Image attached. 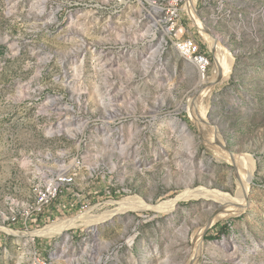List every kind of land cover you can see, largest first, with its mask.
I'll return each mask as SVG.
<instances>
[{
  "label": "rangeland",
  "instance_id": "rangeland-1",
  "mask_svg": "<svg viewBox=\"0 0 264 264\" xmlns=\"http://www.w3.org/2000/svg\"><path fill=\"white\" fill-rule=\"evenodd\" d=\"M192 1L231 61L225 78L191 18ZM191 2L176 37L204 45L212 58L204 72L162 48L137 4L0 0V264H39L41 246L44 257L62 255L57 264H264V0ZM224 154L254 165L247 189ZM79 160L88 179L78 175L73 188L90 199L107 185L127 192L100 194L87 212L17 232L13 213L34 203L38 184ZM198 187L230 199L246 190L247 206L208 222L223 203L194 197L171 211L120 213L95 230L35 235L128 197L157 205Z\"/></svg>",
  "mask_w": 264,
  "mask_h": 264
},
{
  "label": "bare ground",
  "instance_id": "bare-ground-1",
  "mask_svg": "<svg viewBox=\"0 0 264 264\" xmlns=\"http://www.w3.org/2000/svg\"><path fill=\"white\" fill-rule=\"evenodd\" d=\"M168 0H140V1H135L132 2L131 5L137 4L138 8L140 7V9L143 10V4L147 7H155L156 5H164L167 3ZM191 2V1H190ZM189 4V3H188ZM130 5V4H129ZM188 11L191 15L192 20L200 27V29L205 33V35L207 36V39L211 40V42L213 43V47L214 50L217 54H219L220 57V64L224 67L225 69V73L222 74V78L227 77V72H229V67L231 65V61L229 58L225 57V54L223 52H221V47L218 44V42L215 40V38H213L211 36L210 31L204 27V25L202 24V22L200 21L199 17L196 16L195 13V7L193 5V1L191 2V4L188 6ZM149 21V23L151 24V28L154 30V37H156V34L158 33L159 29H160V22L159 20H155L153 18H145ZM153 37V38H154ZM162 37L159 39V42H162ZM174 44L175 45H185L187 44L188 47H191L193 49H202V46L193 38L187 37L184 39L181 38H177L176 36L174 37ZM179 55L185 59L186 61H188L189 63L193 64L194 66L198 67L199 70L201 71H206V69H204V63L203 62H197L195 61V59L193 58L192 55H184L182 52H178ZM217 79H213L212 82L216 81ZM212 82L208 85L210 87H212ZM196 98V97H195ZM183 128H185L186 126L184 124H182ZM116 149H119L118 147H116ZM229 154H224V156H228ZM230 159L234 162V164H236V166L238 167V169L240 170L241 173H243V177L245 179H243V184L244 187L247 189L248 187V181L252 179V173L254 171V165H252L249 168V160L247 159V157L243 156V157H233L232 155H229ZM89 168V172L90 175L92 176V173L95 172L94 168L88 167ZM63 170V169H62ZM82 181L87 180L88 178L85 176V174L81 173ZM64 183L65 186L68 188H73V184L75 183V177L73 176H64ZM41 187H50V178H48L47 180H44L43 183L38 184V186L35 189V198H38V192L41 191ZM52 190H59V183H52ZM210 197L212 199L218 200L220 202L223 203V207H220V205H218V207L216 208V210L214 211V214H216V216L212 219L211 222L213 221H218V220H222V219H226L229 218L231 216H233L234 214L240 213L241 210L245 209V207L247 206V192L245 190L244 194L242 196H239L238 199H230L229 196L219 192L216 189H212V190H208L204 187H198L195 191H191V190H187L185 193L181 194L180 196L176 197V199L173 200H168L165 201L163 203H159L157 205H153V204H148L147 202H145L143 199L139 198V197H128L125 198L123 200H121L120 202H118V207L114 210L108 211L103 213L102 215H95V216H91L88 214H84L80 217H78L75 220H65L62 222H58L52 225L47 226L46 228L38 231L35 233V235H41V236H49V235H64L62 232L66 229H71L74 227H81V226H85L88 229H94L95 227L101 223H104L106 221H110L112 220V218H114L115 215H118L120 213H126L130 210H154V211H168V210H173L175 208V206L178 204V202L180 200H188V199H192V198H196V197ZM51 199V190H44L43 191V200H50ZM197 199V198H196ZM216 205V204H215ZM217 206V205H216ZM35 210H37V203H33L32 205L29 206V208L23 212H19L13 213V218L12 220L14 222L17 223H21L23 222V216L24 215H28L33 213ZM78 216V215H77ZM75 216V217H77ZM74 219V218H72ZM209 223L206 224V226ZM3 229V228H1ZM68 229V230H69ZM4 230V229H3ZM6 231V230H5ZM67 231V230H66ZM9 232V231H8ZM95 234H97V232L95 231ZM201 237V236H200ZM202 238V237H201ZM202 240V239H201ZM202 244L203 242L199 243V246L202 248ZM227 241H223L220 243V245L222 247H226ZM200 254V253H199ZM54 258L56 259V261L59 263L60 259L62 258V255L59 253H56L54 255ZM36 262L40 264V259L37 258Z\"/></svg>",
  "mask_w": 264,
  "mask_h": 264
},
{
  "label": "built area",
  "instance_id": "built-area-1",
  "mask_svg": "<svg viewBox=\"0 0 264 264\" xmlns=\"http://www.w3.org/2000/svg\"><path fill=\"white\" fill-rule=\"evenodd\" d=\"M135 1L140 0H117V5L119 8H124L128 7L129 4ZM190 1L191 0H168L166 4L156 5L155 7H147L143 4V13H141L142 20L144 18H153L155 20H159L160 29L156 34L155 39L159 40L162 37V48L166 49L170 47L176 52H182L184 55H192L195 61L204 63V69H210L212 58L203 44L202 49H193L188 47L187 44H174V37L179 36L180 22L186 11V5ZM158 34L160 35L159 37ZM88 167L86 168L89 171ZM62 169L56 171L52 178H50V187H41V191L38 192V198H34V203H37V210L31 214L24 215L23 222L12 224V226L16 225V227L13 228H16L18 230L17 232L22 233L21 230L29 231L33 224L45 225L49 221L55 219L59 221V219L62 217L72 216L78 212H87V210H89L91 207V203L100 194L108 195L111 198H118L127 192L124 189L116 190L114 189L113 185H107V187L102 188L101 190H95L92 193L94 196L90 199L89 195L87 196L78 189L68 188L64 183V176H73L75 177V181L77 180L78 175H80V172L82 171L81 161L79 160V162H77V164L73 165L71 168ZM52 183H59V190H52ZM44 190H51L50 200H43ZM75 228L78 227L71 228L70 231ZM30 234L31 233H29V235ZM57 236L59 235L46 238L53 239ZM46 251H48V249L44 246H41L34 253V257H40V264H57L58 262L54 258V255L57 253V251L53 250L49 252L48 257H44L43 252Z\"/></svg>",
  "mask_w": 264,
  "mask_h": 264
},
{
  "label": "water",
  "instance_id": "water-1",
  "mask_svg": "<svg viewBox=\"0 0 264 264\" xmlns=\"http://www.w3.org/2000/svg\"><path fill=\"white\" fill-rule=\"evenodd\" d=\"M214 215H216V214H213V215L210 217V219L208 220V222L214 217ZM208 222H207V223H208Z\"/></svg>",
  "mask_w": 264,
  "mask_h": 264
}]
</instances>
